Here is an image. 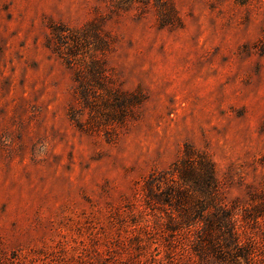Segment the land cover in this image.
Here are the masks:
<instances>
[{
	"label": "rangeland",
	"instance_id": "obj_1",
	"mask_svg": "<svg viewBox=\"0 0 264 264\" xmlns=\"http://www.w3.org/2000/svg\"><path fill=\"white\" fill-rule=\"evenodd\" d=\"M90 60L124 125L83 129ZM185 146L264 257V0H0V264H166L140 188Z\"/></svg>",
	"mask_w": 264,
	"mask_h": 264
},
{
	"label": "trees",
	"instance_id": "obj_2",
	"mask_svg": "<svg viewBox=\"0 0 264 264\" xmlns=\"http://www.w3.org/2000/svg\"><path fill=\"white\" fill-rule=\"evenodd\" d=\"M80 65L74 77L75 94L90 111V125L79 127L100 131L124 125L138 100L106 87L95 60ZM140 192L142 209L148 215L143 237L148 244L162 248L166 264H264L263 252L255 243L242 240L231 210L222 201L207 154L185 146L168 170L143 180ZM261 215L264 199L243 220Z\"/></svg>",
	"mask_w": 264,
	"mask_h": 264
}]
</instances>
